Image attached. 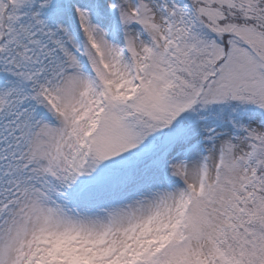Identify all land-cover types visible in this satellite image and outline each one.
<instances>
[{"label": "snow or ice", "instance_id": "snow-or-ice-1", "mask_svg": "<svg viewBox=\"0 0 264 264\" xmlns=\"http://www.w3.org/2000/svg\"><path fill=\"white\" fill-rule=\"evenodd\" d=\"M0 264H264V0H0Z\"/></svg>", "mask_w": 264, "mask_h": 264}]
</instances>
